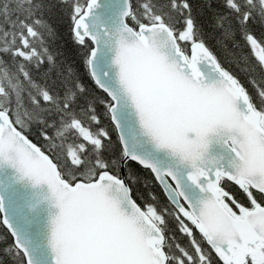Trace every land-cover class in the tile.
I'll return each mask as SVG.
<instances>
[{
	"label": "snow or ice",
	"instance_id": "snow-or-ice-1",
	"mask_svg": "<svg viewBox=\"0 0 264 264\" xmlns=\"http://www.w3.org/2000/svg\"><path fill=\"white\" fill-rule=\"evenodd\" d=\"M0 225V264H264V0H0Z\"/></svg>",
	"mask_w": 264,
	"mask_h": 264
},
{
	"label": "trees",
	"instance_id": "trees-1",
	"mask_svg": "<svg viewBox=\"0 0 264 264\" xmlns=\"http://www.w3.org/2000/svg\"><path fill=\"white\" fill-rule=\"evenodd\" d=\"M54 47L58 48L62 53L64 58L74 64V66L77 68L79 74L84 79L85 83L92 88L94 91H96V94L99 96H103L104 94L98 90L95 89V86L93 85L92 81L88 79L86 69L83 65V57L81 49L74 44L69 28V23L67 19H62L59 23V34L58 39L54 45ZM214 50L217 52V55L222 60V62L225 64V67H230L233 71H236L238 75L241 76V79H244V76L242 73L238 71L236 66L231 63L230 57L227 53L221 51L218 48H214ZM113 139H116L115 132L112 133ZM133 170L142 178V180L147 181L150 185L148 189H145L143 185H137L136 191L138 193L147 194L148 191H154L157 196L160 199L161 203H166V200L164 198V194L160 191L159 187L155 185V182L152 180L151 173L148 172L145 169H141L139 166L133 165ZM235 190V189H234ZM0 235H6V230L3 225H0Z\"/></svg>",
	"mask_w": 264,
	"mask_h": 264
}]
</instances>
